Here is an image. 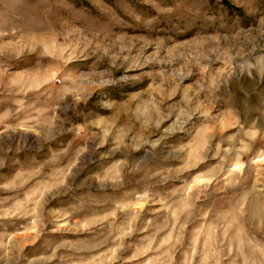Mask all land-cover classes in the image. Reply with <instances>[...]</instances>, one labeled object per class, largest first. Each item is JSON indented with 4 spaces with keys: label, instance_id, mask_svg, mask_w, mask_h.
<instances>
[{
    "label": "rangeland",
    "instance_id": "374dc122",
    "mask_svg": "<svg viewBox=\"0 0 264 264\" xmlns=\"http://www.w3.org/2000/svg\"><path fill=\"white\" fill-rule=\"evenodd\" d=\"M0 264H264V0H0Z\"/></svg>",
    "mask_w": 264,
    "mask_h": 264
}]
</instances>
